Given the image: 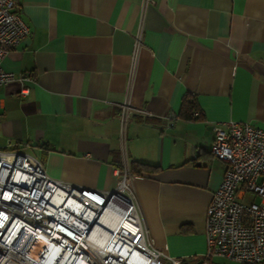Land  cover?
Returning <instances> with one entry per match:
<instances>
[{
	"label": "crops",
	"instance_id": "1",
	"mask_svg": "<svg viewBox=\"0 0 264 264\" xmlns=\"http://www.w3.org/2000/svg\"><path fill=\"white\" fill-rule=\"evenodd\" d=\"M17 2L29 33L1 65L27 76L28 93L0 85V149L30 154L61 181L111 190L123 159L118 105L128 101L140 111L127 123L126 158L147 165L129 185L149 235L165 256L195 263L225 169L210 152L213 125L264 128V0ZM186 94L199 116L181 112Z\"/></svg>",
	"mask_w": 264,
	"mask_h": 264
},
{
	"label": "built area",
	"instance_id": "2",
	"mask_svg": "<svg viewBox=\"0 0 264 264\" xmlns=\"http://www.w3.org/2000/svg\"><path fill=\"white\" fill-rule=\"evenodd\" d=\"M149 0H141L146 8ZM29 33L17 0H0V85L18 81L19 96L28 93L27 76L2 68L1 60ZM134 35L131 67L141 47ZM119 107L123 144L116 185L100 191L51 177L33 156L0 149V264H185L165 256L154 244L137 196L129 185L131 170L124 150L127 123L140 110L124 101ZM199 116V111H194ZM175 114L165 116L171 127ZM210 152L224 172L206 210L205 251L193 264H264V203L245 201L246 193L264 197V128L229 120L212 127ZM116 216L106 226L104 242L98 228L106 211ZM105 229V228H104Z\"/></svg>",
	"mask_w": 264,
	"mask_h": 264
},
{
	"label": "trees",
	"instance_id": "3",
	"mask_svg": "<svg viewBox=\"0 0 264 264\" xmlns=\"http://www.w3.org/2000/svg\"><path fill=\"white\" fill-rule=\"evenodd\" d=\"M195 110V101L194 99H192L189 95H185L183 98H182V102H181V112L183 113V115L187 118H190L191 117V114L194 113ZM130 166V165H129ZM146 164L144 163H137L135 165H131L130 166V170L132 172H138L142 169H145L146 168ZM115 167L116 168H120L121 167V163L117 162L115 164ZM200 258H196L195 261L199 260Z\"/></svg>",
	"mask_w": 264,
	"mask_h": 264
},
{
	"label": "bare ground",
	"instance_id": "4",
	"mask_svg": "<svg viewBox=\"0 0 264 264\" xmlns=\"http://www.w3.org/2000/svg\"><path fill=\"white\" fill-rule=\"evenodd\" d=\"M116 218H117L116 216L111 215V212L109 210L106 211L102 215L101 222L103 223V226H104L105 229L104 228H101V227L98 228V237L96 239L98 242H104L106 233L108 232L106 230V227L109 230L113 229V227L115 226V223H116L115 222V219Z\"/></svg>",
	"mask_w": 264,
	"mask_h": 264
},
{
	"label": "rangeland",
	"instance_id": "5",
	"mask_svg": "<svg viewBox=\"0 0 264 264\" xmlns=\"http://www.w3.org/2000/svg\"><path fill=\"white\" fill-rule=\"evenodd\" d=\"M214 261H216V262H219V263H226V264H230L229 262H226L225 260H223V259H220V258L214 259Z\"/></svg>",
	"mask_w": 264,
	"mask_h": 264
}]
</instances>
